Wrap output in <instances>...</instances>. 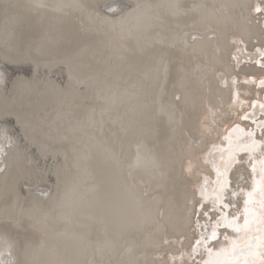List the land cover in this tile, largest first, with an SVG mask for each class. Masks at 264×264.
Segmentation results:
<instances>
[{
  "label": "bare ground",
  "instance_id": "1",
  "mask_svg": "<svg viewBox=\"0 0 264 264\" xmlns=\"http://www.w3.org/2000/svg\"><path fill=\"white\" fill-rule=\"evenodd\" d=\"M104 1L0 0V71H15L0 84V127L15 137L0 162V243L12 242L18 264L231 259L232 237L248 241L225 229L211 152L251 143L228 132L235 123L261 132L250 122L264 120V69L249 62L264 48L258 0H134L115 17L99 12ZM261 151L241 153L227 204L243 210L232 192L252 191L245 161ZM39 181L48 198L24 190ZM258 223L247 235L262 238Z\"/></svg>",
  "mask_w": 264,
  "mask_h": 264
},
{
  "label": "snow or ice",
  "instance_id": "2",
  "mask_svg": "<svg viewBox=\"0 0 264 264\" xmlns=\"http://www.w3.org/2000/svg\"><path fill=\"white\" fill-rule=\"evenodd\" d=\"M106 11L109 13L119 14L122 12V9L118 6V4L106 5ZM253 11L257 14L264 13V0H258V3L254 6ZM197 37L193 36L192 39L195 40ZM234 42H236L234 40ZM239 43H243V41H239ZM256 54L259 59L256 61H249L256 63L260 68L264 69V48L257 47L255 49ZM252 83H255V78H250ZM245 83L249 82V78H246ZM0 84H7V78L5 73L0 71ZM261 88H264V79L259 81ZM174 99L177 103L182 102V96L177 94ZM259 107L264 110V104H259ZM254 115V113H253ZM243 119H249L248 116H244ZM254 124L257 123L255 120L252 121ZM260 134L262 139H255L256 132L248 131L246 129H241L239 126L235 129L237 132H247L249 137H252L251 143L245 144L243 147L238 149H233L232 145L236 143V141L229 139V147L227 149H217L216 151L220 154L221 160H224L225 157L226 163H221L219 165L216 164L215 159H213V165L217 168L218 174L216 176V185L217 188L214 191L218 192L223 201L227 190L232 186V180L230 178L231 169L241 163L240 154H251L256 151L258 147L264 148V122H260ZM15 146V137L11 133V130L8 127H0V162L3 161V158L7 155V150L11 149ZM260 157H264V151H261ZM248 164L251 173L253 174V186L252 191L244 192V189L240 184H237L233 189L232 195L236 196L238 193L244 196L243 199V210L240 207L229 202L228 208L231 209L236 207V212L232 214V219L225 224V229H231L233 233L236 235L245 234L247 236V245L241 247L239 242L236 240L235 236L232 237V258L229 259L228 256L221 252L219 260H208L205 264H239V257L242 255H251L257 251V244L264 243V240L261 237L247 235L249 230L252 228L254 223H258L257 230L264 232V218H262V213H264V159H260L259 157H255L252 155L248 156V159L245 161ZM257 163H259V174L261 175V179L259 181L255 180V175L257 174ZM4 171L3 167H0V172ZM243 179V177H240ZM222 182V183H221ZM205 183V192L204 195L208 193V185L211 183L210 179L207 177L204 180ZM260 192V200L256 201L253 198V193L256 191ZM258 204L259 210H257L256 205ZM203 207V205H202ZM223 207V203H222ZM211 210V209H209ZM207 215V211L204 213ZM241 218L243 223H241ZM207 240V237H204ZM213 242H219V236L216 232L212 233ZM224 240H229V236L225 235ZM196 247H199L202 244L201 240H197ZM260 251V259H251L247 261V264H264V247L259 249ZM196 253V248L192 249L193 256ZM181 261H184V256L181 255ZM0 264H18L17 260L14 257V245L11 241H4L0 243ZM193 264H197L195 258H193Z\"/></svg>",
  "mask_w": 264,
  "mask_h": 264
},
{
  "label": "water",
  "instance_id": "3",
  "mask_svg": "<svg viewBox=\"0 0 264 264\" xmlns=\"http://www.w3.org/2000/svg\"><path fill=\"white\" fill-rule=\"evenodd\" d=\"M112 4H118V6L122 9V12H120L119 14H116V13H109L108 11H106V9H105V6L106 5H112ZM132 5H134V0H107V1H104V2H100L99 4H98V6H97V8H98V10H99V12L102 14V16H106V17H115V16H117V15H120V14H122V13H124V12H126V11H128L129 9H131V7H132ZM196 35V33H191V34H188V39H190V40H193L192 39V37L193 36H195ZM207 35L208 36H210V37H212V34H211V32L210 33H207ZM196 37V36H195ZM8 70H7V80H10L11 79V77H12V75L15 73V71H12L11 69H9V68H7ZM260 80V79H259ZM258 80V81H259ZM262 96H264V94L262 95ZM256 101V99H253L252 100V102L253 103H256V104H258L257 102H255ZM259 104H261V103H259ZM258 104V105H259ZM249 112V111H248ZM247 112V113H248ZM248 120V119H247ZM253 120H257L256 122H263L264 120L263 119H261V118H256V119H253ZM252 120V121H253ZM251 120H250V122H251V124H253V122H252ZM237 126H239L240 128L242 127V126H240V125H238V123H235L230 129H228V132L230 133L234 128H237ZM241 129H243V128H241ZM246 130H248V131H258L257 130V128L255 127V126H249ZM15 133H17V131H15ZM247 133V132H246ZM18 134V133H17ZM260 136H261V134H259V133H256V136H255V139H257V140H260ZM259 148V147H258ZM217 149H227L226 147L225 148H220V147H215V149H213V151L211 152V161L213 162V156H214V154H216L217 153ZM241 155V154H240ZM1 167H3L2 165H1ZM4 168V167H3ZM213 181H216V178H214L213 179ZM215 183V182H214ZM203 187H204V189H205V183H203ZM23 188H24V190L26 191V192H28L29 194H35V195H38L40 198H48L50 195H51V193H52V187H51V184H49V183H46V182H43V181H39V182H37V183H31V184H27V185H24L23 184ZM229 189V188H228ZM217 199H218V202H219V208H220V210L222 211V212H224V213H226V218L228 219V220H231L232 219V213H231V210L234 208H231V209H229L228 208V204L226 203V198L224 197V199H223V201L221 200V197H220V195L217 193ZM222 203H223V207H222ZM242 210V209H241ZM236 212V211H235ZM160 214H161V211L159 212ZM219 216V215H218ZM217 216V217H218ZM241 223H243V220H242V218H241ZM223 227H221V226H219L218 227V229H222ZM221 238H222V236H221ZM262 240H264V235L262 236V238H261ZM243 247V246H242ZM261 247H264V243H258V246H257V251H256V253L254 254V256H251V255H249L248 256V261L249 260H251V259H260V251H259V249L261 248ZM211 249V248H210ZM243 256H245V255H243ZM219 258H220V256H219ZM219 258H218V260H219ZM197 261V260H196ZM199 261H197V263H198ZM245 264H247V262L245 263Z\"/></svg>",
  "mask_w": 264,
  "mask_h": 264
}]
</instances>
